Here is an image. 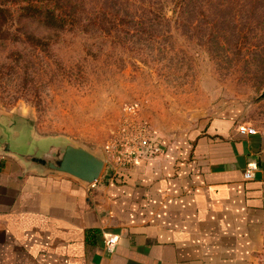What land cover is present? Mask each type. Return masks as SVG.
<instances>
[{"label":"rangeland","instance_id":"rangeland-1","mask_svg":"<svg viewBox=\"0 0 264 264\" xmlns=\"http://www.w3.org/2000/svg\"><path fill=\"white\" fill-rule=\"evenodd\" d=\"M216 1L85 0L81 24L60 29L0 0V111L21 133L13 146H83L105 157L101 177L117 156L228 106L264 132V0ZM253 264H264V233Z\"/></svg>","mask_w":264,"mask_h":264},{"label":"crops","instance_id":"crops-1","mask_svg":"<svg viewBox=\"0 0 264 264\" xmlns=\"http://www.w3.org/2000/svg\"><path fill=\"white\" fill-rule=\"evenodd\" d=\"M3 116L0 141L19 150L21 133ZM242 125L228 106L91 184L0 153V264H253L264 233V132L240 134Z\"/></svg>","mask_w":264,"mask_h":264},{"label":"water","instance_id":"water-1","mask_svg":"<svg viewBox=\"0 0 264 264\" xmlns=\"http://www.w3.org/2000/svg\"><path fill=\"white\" fill-rule=\"evenodd\" d=\"M25 144L15 150L8 137L0 141V153H14L44 172L67 174L85 184L97 181L105 167V157L80 145L46 143L34 138H29Z\"/></svg>","mask_w":264,"mask_h":264},{"label":"trees","instance_id":"trees-1","mask_svg":"<svg viewBox=\"0 0 264 264\" xmlns=\"http://www.w3.org/2000/svg\"><path fill=\"white\" fill-rule=\"evenodd\" d=\"M15 6L19 18L32 19L46 27L60 28L80 25L83 21V2L85 0H5ZM127 1V0H123ZM212 0H172L178 8L201 6ZM229 0H217L225 3ZM9 8L0 7V17Z\"/></svg>","mask_w":264,"mask_h":264},{"label":"built area","instance_id":"built-area-1","mask_svg":"<svg viewBox=\"0 0 264 264\" xmlns=\"http://www.w3.org/2000/svg\"><path fill=\"white\" fill-rule=\"evenodd\" d=\"M126 109H131L130 107ZM238 131L240 134H253L256 132V130L251 126H239ZM160 142L150 144L147 148V151H140V152H129V154L123 155L122 157L117 156V162L115 167L118 166H125L127 164H131L134 162H138L139 160L146 159L148 157H152L157 155V153L160 151ZM253 169H254V163H251L248 165L247 169L244 172L245 178H251L253 176ZM116 238L114 236L108 235L104 238V248L107 254H112L115 251L116 247Z\"/></svg>","mask_w":264,"mask_h":264}]
</instances>
